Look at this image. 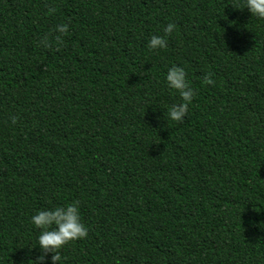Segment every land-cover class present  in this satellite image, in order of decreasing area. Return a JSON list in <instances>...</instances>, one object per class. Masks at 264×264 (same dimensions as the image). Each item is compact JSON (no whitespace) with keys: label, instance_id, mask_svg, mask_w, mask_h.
Wrapping results in <instances>:
<instances>
[{"label":"trees","instance_id":"16d2710c","mask_svg":"<svg viewBox=\"0 0 264 264\" xmlns=\"http://www.w3.org/2000/svg\"><path fill=\"white\" fill-rule=\"evenodd\" d=\"M172 65L195 91L180 122ZM72 201L88 231L59 264H264V19L243 0H0V264H33L30 216Z\"/></svg>","mask_w":264,"mask_h":264},{"label":"clouds","instance_id":"9594fccd","mask_svg":"<svg viewBox=\"0 0 264 264\" xmlns=\"http://www.w3.org/2000/svg\"><path fill=\"white\" fill-rule=\"evenodd\" d=\"M243 8L257 18L264 19V0H243ZM236 9H241L237 7ZM53 11L52 8L48 9ZM176 27L175 23L169 22L163 28V33L169 34ZM66 23L56 25V31L61 35L67 32ZM45 47L47 42L42 41ZM149 49H164L166 40L164 36L152 35L147 40ZM205 81L210 83L208 76L205 75ZM165 86L174 91L179 96V102L167 106L166 116L168 121L180 122L187 112L195 91L186 80V73L183 67L172 65L167 68L164 74ZM15 118L13 117V121ZM79 201L65 203L62 206L37 209L30 216V223L39 230L36 236V245L39 255L32 261L33 264H44L47 258L50 264H59L61 259L59 250L69 241L83 239L87 235V227L81 222L79 214ZM23 264V262H21Z\"/></svg>","mask_w":264,"mask_h":264}]
</instances>
